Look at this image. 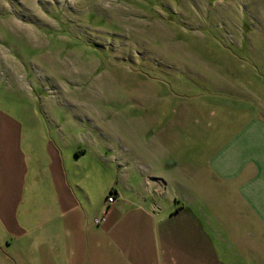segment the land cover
I'll list each match as a JSON object with an SVG mask.
<instances>
[{
    "label": "crops",
    "instance_id": "1",
    "mask_svg": "<svg viewBox=\"0 0 264 264\" xmlns=\"http://www.w3.org/2000/svg\"><path fill=\"white\" fill-rule=\"evenodd\" d=\"M248 57L254 80L159 101L121 152L0 109V264H264V55Z\"/></svg>",
    "mask_w": 264,
    "mask_h": 264
},
{
    "label": "rangeland",
    "instance_id": "2",
    "mask_svg": "<svg viewBox=\"0 0 264 264\" xmlns=\"http://www.w3.org/2000/svg\"><path fill=\"white\" fill-rule=\"evenodd\" d=\"M254 52L264 0H0V109L121 152L159 101L254 80Z\"/></svg>",
    "mask_w": 264,
    "mask_h": 264
},
{
    "label": "built area",
    "instance_id": "3",
    "mask_svg": "<svg viewBox=\"0 0 264 264\" xmlns=\"http://www.w3.org/2000/svg\"><path fill=\"white\" fill-rule=\"evenodd\" d=\"M115 202V196L113 194H109L106 198L105 207L108 209ZM96 224L100 223V219L95 220Z\"/></svg>",
    "mask_w": 264,
    "mask_h": 264
}]
</instances>
